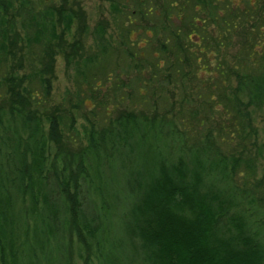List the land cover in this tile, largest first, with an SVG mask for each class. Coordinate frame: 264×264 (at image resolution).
<instances>
[{
  "label": "trees",
  "instance_id": "trees-1",
  "mask_svg": "<svg viewBox=\"0 0 264 264\" xmlns=\"http://www.w3.org/2000/svg\"><path fill=\"white\" fill-rule=\"evenodd\" d=\"M133 2L123 34L130 47L111 50L99 29V51L81 59L80 79L90 84L79 102L104 107L94 81L98 75L121 86L104 62L122 52L125 78H133L132 91L121 99L146 109L154 85L172 86L182 94L180 116L171 124L135 107L117 118L105 113L102 123L93 116L88 147L71 161L53 147L62 140L64 119L40 113L52 89L56 19L28 13L10 32L21 29L38 53L30 72L4 77L12 101L0 108V264L51 263L60 223L82 240L84 232L103 227L106 251L98 260L105 257L107 264H264L263 195L257 191L264 176L247 179L259 162L245 152L252 138L264 159V138L253 131L255 106L264 117V0ZM7 4L0 0L3 70L14 46L8 31L16 25H6L8 14H1ZM61 18L70 29L73 15ZM140 29L151 36L144 46L129 38ZM237 34L243 40L229 61L222 51ZM236 141L240 153L229 152Z\"/></svg>",
  "mask_w": 264,
  "mask_h": 264
},
{
  "label": "rangeland",
  "instance_id": "rangeland-1",
  "mask_svg": "<svg viewBox=\"0 0 264 264\" xmlns=\"http://www.w3.org/2000/svg\"><path fill=\"white\" fill-rule=\"evenodd\" d=\"M6 1L9 5L7 4V9L2 7L1 14H8V16L4 18L6 25L16 24L11 31H8L9 34L10 32H14L16 28L21 27V19L28 13L37 14L40 19H44V17H42L44 14L50 15L56 19L58 39L54 42V70L51 76L52 89L50 95L46 98L45 105L41 107L40 113L44 118L55 114L64 119L62 124V140L58 145L55 143L53 144V147L57 149L58 152H64L67 158L72 156L70 161L83 154L84 150L88 147L86 132L88 128L92 126L91 118H93V116L96 117V121L102 123L101 116H104L105 113L113 112L112 116L117 118L120 113H123V111L127 109L129 110L135 107L136 112H139L140 109L145 108L139 106V101H136L135 105H128L125 97L124 100L121 99L123 95L125 96L126 91H132L128 89L127 84L130 83L129 79L133 78L131 73L128 75L129 77L125 78L123 70L126 68V63L122 61V55L120 57L118 56L122 52L116 53L113 57H108L106 59L107 61L104 62L106 74L109 75L113 71L112 69H114L118 74V83L121 84V86L115 89L114 79L109 81L98 75L96 81H94V83L100 85L101 89L96 90V94L103 100V103H101L104 107L96 106L91 110L89 108L93 107V101L85 99L86 106L79 102L81 97L86 95L90 84L80 79V69L84 62L81 59L82 57L87 58L92 56L95 52L99 51V32L104 30L103 34L108 40L111 50L130 47V43L125 44L126 41L124 40L123 34L126 32L124 31L125 27L129 26V22H127V17L129 15L127 14L132 10L133 6H135L134 0H119L118 4H114L112 0H28L30 6L24 9H21L22 0ZM59 12H63L62 15L64 13L73 15V24L70 29H67L65 26V22L61 18L62 15H60ZM150 21H152L151 23H155L154 20ZM141 23L143 22L140 21L139 24ZM142 25L149 24H141V26ZM17 31L18 34L15 32L14 35H9V38H13L14 40V46L13 48L9 46L12 53L8 58L7 67L4 68V70L0 69L1 109H9L12 101L10 95L12 85L9 84L7 80L5 81L4 77L7 78L12 76L13 71L18 74L30 72L31 68L34 66L33 63H35L37 59L36 54L38 53V49L36 47L30 49L26 45L27 43L25 40H23L24 35L22 30L18 29ZM146 37L151 38V36L146 34L142 29L137 31L132 30L129 33V38L138 40L141 46L145 45L144 39ZM233 38V43L226 50L222 51V55L229 61L234 60L236 52L243 40V36L240 37L237 34ZM132 49L135 53L139 55L142 54L140 48L133 47ZM206 50L210 52V50ZM155 53L158 54V52ZM170 59H172V56ZM98 73L100 75V71H98ZM110 77L111 76H109V78ZM154 86L156 87H154L155 93L150 90L147 95L149 98V106L144 110L149 118L156 117L159 120L166 119L168 123L173 124L180 116L179 100L182 94L178 89L172 86L168 88H160L157 85ZM142 92H144V89H142ZM166 100L169 101L167 102ZM254 109L255 116L253 124L256 130L253 131L264 138L263 112L259 111V108L256 106ZM72 123H74V128L70 125ZM194 130H196L195 133L197 135L203 132L202 127H197ZM243 142L242 140L241 143ZM240 145L241 144L236 141L229 152L240 153ZM245 152L252 160L259 162L258 167L247 178L253 183L264 176V159L257 154L256 142L253 141L252 138L251 144L247 146ZM116 167L117 170L120 169L118 162ZM104 180L108 181L107 178ZM121 183L124 184L123 180H121ZM240 183L243 184L242 182ZM256 187L259 186L257 185ZM257 191L263 195L262 208H264V187L261 189L259 187ZM86 212L89 216L94 217L95 211L91 205H87ZM111 219H113V217H111ZM94 223L96 226L97 222L95 220ZM54 233L57 234V237L53 236L52 240L55 247L53 261H51V263L43 261L42 264H107L105 257L101 262L98 260V256H101V254L104 255L106 251V248H104L106 244L102 240L106 237L103 227L98 228V230L96 229L95 233L89 236L87 232H84L82 234L83 240L71 226H68V224L64 226L60 223L55 227ZM108 237L110 238V235ZM101 240L103 244L99 249ZM103 248L104 253L98 251ZM127 264H129V262Z\"/></svg>",
  "mask_w": 264,
  "mask_h": 264
}]
</instances>
